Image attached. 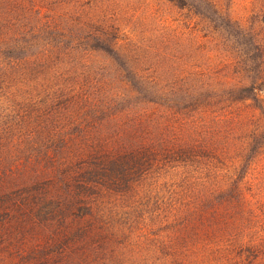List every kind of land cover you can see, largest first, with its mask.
Returning <instances> with one entry per match:
<instances>
[{
    "label": "rangeland",
    "instance_id": "1",
    "mask_svg": "<svg viewBox=\"0 0 264 264\" xmlns=\"http://www.w3.org/2000/svg\"><path fill=\"white\" fill-rule=\"evenodd\" d=\"M253 86L264 0H0V264H257Z\"/></svg>",
    "mask_w": 264,
    "mask_h": 264
},
{
    "label": "trees",
    "instance_id": "2",
    "mask_svg": "<svg viewBox=\"0 0 264 264\" xmlns=\"http://www.w3.org/2000/svg\"><path fill=\"white\" fill-rule=\"evenodd\" d=\"M258 86H253V96L256 101L264 102V97L257 92ZM263 106V104H261ZM246 173L249 172L248 170L245 171ZM241 176L237 179V177H234V190L237 192V198L238 200L250 205L254 211L257 212V214H263L264 215V192L262 190H259L257 193H253L252 190H248L249 192H246L245 189L247 186H252V182L250 180V177H248V174ZM258 234H255L251 239V247L254 249V251L257 252L256 256L257 264H264L262 261H264V223H262V226L258 229Z\"/></svg>",
    "mask_w": 264,
    "mask_h": 264
}]
</instances>
